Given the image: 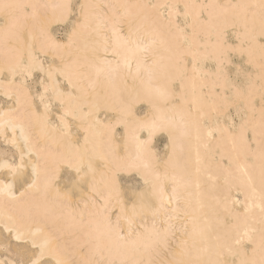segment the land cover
I'll return each instance as SVG.
<instances>
[{"label":"bare ground","instance_id":"obj_1","mask_svg":"<svg viewBox=\"0 0 264 264\" xmlns=\"http://www.w3.org/2000/svg\"><path fill=\"white\" fill-rule=\"evenodd\" d=\"M78 10L58 41L52 26L70 21L71 0H0V165L23 155L15 177L0 167V234L20 255L34 240L64 264H264V107L253 102L264 97V0ZM230 53L254 71L244 89L229 80ZM37 72L46 81L32 93ZM229 88L243 119L234 133L207 128L231 106ZM121 176L144 197L135 214ZM0 264L15 263L0 254Z\"/></svg>","mask_w":264,"mask_h":264},{"label":"rangeland","instance_id":"obj_2","mask_svg":"<svg viewBox=\"0 0 264 264\" xmlns=\"http://www.w3.org/2000/svg\"><path fill=\"white\" fill-rule=\"evenodd\" d=\"M79 4H80V0H71L72 13L70 16V21L65 24H55L52 26V32L58 41H64L67 33L70 30V27L78 21ZM163 10H165V8H163ZM163 15H165V13H163ZM176 20H177V23L180 25V27L183 28L182 27L183 19H182L181 14L177 15ZM185 31L188 32V30H185ZM228 40L230 43L233 42L232 39L230 38V35L228 36ZM229 58H230V65L227 67L229 80L232 82L233 85L239 88H242V89L246 88V86L250 82H252L254 79V73H253L254 71L250 68L249 64L244 62V59L242 57H239L238 55L234 53H230ZM42 64L44 66H47L48 60L45 58L42 61ZM205 66L209 67L211 71H213L214 69L213 65L206 64ZM41 81L45 82L46 77H43L38 72L34 74V77L32 80L27 81V86L30 87L32 93L41 92V89H40ZM216 92L220 93L218 88L216 89ZM231 92H232V88H229L228 90H226V93L229 96L228 99L231 102V106H229L227 109H225L220 114L212 113V116L209 120L205 118L203 122L207 128H209L216 121L217 124H219L220 126L225 125L232 133L236 131V128L238 127L239 123L244 117L243 116L244 111H242L240 108L242 101L239 99L238 100L234 99ZM253 102H254V105L258 108L264 107V97L263 96L255 98ZM57 111H58L57 107L55 106V104H53L51 107V113L49 117L51 121H55V117H56L55 115ZM145 111H146V107L142 104L137 105V107L135 108V113L139 117H142ZM117 134L118 135L121 134L120 128H118ZM212 136L216 137V133L213 132ZM248 139L250 140V135H248ZM165 145H166V137L163 135H160L156 137L152 146L154 147L156 153L160 157H162L165 154ZM120 183H121V186L125 188L124 189L125 191L124 193L126 197L125 201H127V203H130L129 199L132 198L135 193H137L136 192L137 191L136 190L137 179L134 176H129V177L121 176ZM126 189H130L132 191L128 192V190ZM84 190H86L85 187H84ZM84 198H85V191H84ZM232 199H233L234 208L236 209V211L238 212L242 211V206L240 205L241 203L240 195L237 192L233 191ZM228 223H230V220H228ZM2 234H0V254L7 255L8 257L12 259V261H14L15 264H20V263L26 264L27 262H29V259L32 255L31 251H33L34 249L31 248L30 252L24 251L25 253L23 255H20L18 253L20 246H13L15 243L11 240L10 235L5 234V233L3 235ZM179 237L180 236L178 234H175V239H178ZM243 246H245V249L247 251L250 250L251 245L248 242H244Z\"/></svg>","mask_w":264,"mask_h":264},{"label":"snow or ice","instance_id":"obj_3","mask_svg":"<svg viewBox=\"0 0 264 264\" xmlns=\"http://www.w3.org/2000/svg\"><path fill=\"white\" fill-rule=\"evenodd\" d=\"M4 7H8V6L4 5ZM0 167L9 169L13 177H15L16 175L19 174L20 169L23 168V155H21V164L16 165L15 161L13 160L11 164L4 163L3 165H0ZM10 187L11 185H5V188H10ZM130 199H132L131 211L134 214L136 213L138 208L143 209L146 207L143 195L137 196L135 198H130ZM21 238L22 237L20 235L16 236L17 240ZM32 246H33V249H36L37 247H39V251L38 252L34 251L32 253V256L34 258L30 257L29 262H27V264H53V261H55V264H64V262L60 260L54 252H49L45 246L43 245L38 246L34 240L32 241ZM46 257L48 258L46 259ZM241 264H243V262H241Z\"/></svg>","mask_w":264,"mask_h":264}]
</instances>
